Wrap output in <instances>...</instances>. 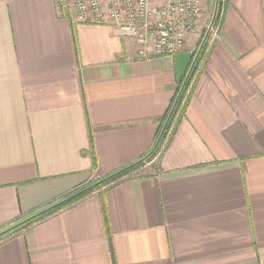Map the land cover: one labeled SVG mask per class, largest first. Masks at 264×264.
Wrapping results in <instances>:
<instances>
[{"label":"crops","instance_id":"crops-1","mask_svg":"<svg viewBox=\"0 0 264 264\" xmlns=\"http://www.w3.org/2000/svg\"><path fill=\"white\" fill-rule=\"evenodd\" d=\"M215 1L199 0L185 71ZM220 9L145 172L4 237L0 264H264V0ZM72 17L59 0H0V236L148 158L174 108L176 54L141 56Z\"/></svg>","mask_w":264,"mask_h":264},{"label":"built area","instance_id":"built-area-1","mask_svg":"<svg viewBox=\"0 0 264 264\" xmlns=\"http://www.w3.org/2000/svg\"><path fill=\"white\" fill-rule=\"evenodd\" d=\"M77 23L111 26L120 36L132 38L139 55L149 48L153 55L174 56L184 48L188 35L198 31L199 0H66ZM211 31V30H210Z\"/></svg>","mask_w":264,"mask_h":264},{"label":"trees","instance_id":"trees-1","mask_svg":"<svg viewBox=\"0 0 264 264\" xmlns=\"http://www.w3.org/2000/svg\"><path fill=\"white\" fill-rule=\"evenodd\" d=\"M220 0H219V5H218V10H217V14H216V17L214 19V22H213V25H212V28H216L219 26V20H220ZM211 31L209 32V35H210ZM204 34H202L201 38H200V41L199 43L201 42L202 40V37H203ZM209 35L200 51V53L197 55V59L195 60L188 76H187V80L181 90V87H182V83H183V80L185 78V76L187 75V72L192 64V61H190L188 67H187V70L185 71V73L183 74L181 80L178 82V85H177V90H176V93H175V97L173 99V102H172V105H174V108L170 114V117L167 121V117H168V113L170 112H167L165 117L162 119L161 121V128H160V131L162 130V128L164 127L166 121V125H165V128L163 130V133L158 141V143L156 144V148L154 149V151L151 153V155L146 158L145 162L147 160H150L154 157V155L159 151L162 143L164 142L166 136L168 135V133L172 132V130L174 129L175 125L177 124V114H178V111L180 109V106H181V103L184 99L187 98V93L190 91L191 89V83H192V80L194 78V76L196 75V72L198 70V66H199V62L202 58V55L206 49V46H207V40L209 39ZM195 55V53L193 54V56ZM181 91V92H180ZM171 105V107H172ZM171 109V108H170ZM159 131V133H160ZM144 160V159H143ZM140 163H142V160L141 162H137L136 164L134 165H131L129 168H124V169H121L119 171H117L116 173L112 174L109 179L101 182L100 184H97L95 186H92V188H90V185L92 183H94L95 181H91L89 182L88 184H85L83 186H80L78 188H76L75 190H73L70 194H68L67 196H65V198L67 197V199H65L63 202H61V204H58L56 207H53L51 209H49L48 211L44 212L43 214H40L38 216H36L35 218H33L32 220H29L27 221L26 223L12 229L11 231L3 234L0 236V240L3 239L4 237H8L10 236L12 233H14L16 230L20 229L21 227L25 226V225H29V224H32V223H35L37 221H40V220H43L45 217L51 215V214H54L55 212L63 209V208H66V207H69V206H72L73 204H75L77 201L83 199L84 197H86L88 194H90L92 191L108 184V183H111L113 181H116L118 179H121L125 176H128L130 173L134 172L137 168H136V165H140ZM144 163V162H143ZM88 187L87 190H84V192H81L84 188ZM81 192V193H80Z\"/></svg>","mask_w":264,"mask_h":264},{"label":"water","instance_id":"water-1","mask_svg":"<svg viewBox=\"0 0 264 264\" xmlns=\"http://www.w3.org/2000/svg\"><path fill=\"white\" fill-rule=\"evenodd\" d=\"M217 6H218V0L215 1V7H214V12H213V15H212V19H211V21H210V23H209V25H208L207 30L205 31V33H204V35H203V37H202L201 44H200V46H199V49H198V51H197V54H196V56L194 57V59H193V61H192V64H191V66H190V68H189V70H188V72H187V75L185 76V78H184V80H183L181 90H182V88H183V86H184V84H185V82H186V80H187V76H188V74H189V72H190V70H191V68H192V66H193V64H194V62H195V60H196V57H197L198 53L200 52V50H201L203 44L205 43V41H206V39H207V37H208V35H209V32H210V30H211V28H212V25H213V22H214V19H215L216 13H217ZM189 58H190V53H188V52H180V53H178V54L175 55V61H176V78H177V81H178V82L181 80V78H182V76H183V74H184V72H185V69H186V66H187V63H188ZM180 92H181V91H180ZM169 117H170V114H169V116H168V118H167V121H168ZM167 121H166V123H167ZM166 123H165V125H166ZM165 125H164V127H163V129H162V131H161V133H160V135H159V138H158L156 144L158 143V141H159V139H160V137H161V134L163 133V130H164V128H165ZM109 177H110V176L104 178L103 180H100V181L96 182V183H95L94 185H92V186H95V185H97V184H99V183H101V182H103V181L109 179ZM92 186H90V187H92ZM66 199H67V198H66ZM64 200H65V199H64ZM64 200H62L61 202H63ZM61 202H58V203H56V204H54V205H52V206L46 208L45 211H47V210H49V209H51V208L57 206V205L60 204ZM45 211L43 210L42 212H39V214H42V213H44ZM39 214H38V215H39ZM36 215H37V214H36ZM38 215H37V216H38ZM33 217H34V216H33Z\"/></svg>","mask_w":264,"mask_h":264},{"label":"rangeland","instance_id":"rangeland-1","mask_svg":"<svg viewBox=\"0 0 264 264\" xmlns=\"http://www.w3.org/2000/svg\"><path fill=\"white\" fill-rule=\"evenodd\" d=\"M151 1H153L154 3H160V2H162L163 0H151ZM209 25V24H208ZM208 27V26H207ZM212 31V30H211ZM205 33V31L203 32V34ZM196 59H197V57H196ZM162 135V134H161ZM146 160V159H145ZM145 160H143L142 161V163H140V165H136V168L137 167H139V166H142L144 163L143 162H145ZM138 169V168H137ZM143 172H145L144 170H138L137 171V173H132V174H141V173H143ZM90 188H92V187H90ZM88 189V187H86V188H84L81 192H84V190H87ZM80 192V193H81ZM61 204V203H60ZM48 211V210H47ZM46 212V211H45ZM43 214V213H42Z\"/></svg>","mask_w":264,"mask_h":264}]
</instances>
